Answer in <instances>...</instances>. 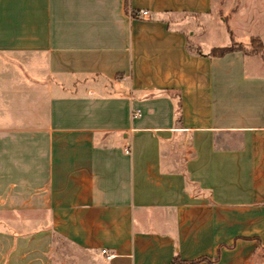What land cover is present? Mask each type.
I'll use <instances>...</instances> for the list:
<instances>
[{"label": "crops", "instance_id": "obj_1", "mask_svg": "<svg viewBox=\"0 0 264 264\" xmlns=\"http://www.w3.org/2000/svg\"><path fill=\"white\" fill-rule=\"evenodd\" d=\"M225 1L0 0V264H264V16Z\"/></svg>", "mask_w": 264, "mask_h": 264}, {"label": "rangeland", "instance_id": "obj_2", "mask_svg": "<svg viewBox=\"0 0 264 264\" xmlns=\"http://www.w3.org/2000/svg\"><path fill=\"white\" fill-rule=\"evenodd\" d=\"M246 1V5L243 7V10H241V12L244 11V13L247 10V6H250V11H254L257 10L258 6H260V9L262 10V12H260L261 16H264V0H245ZM232 0H226L225 1V5H224V11L228 12V10L232 7ZM217 13V6L214 9V14L215 16H217L218 18V14ZM223 24V22H222ZM219 30V35H218V31ZM215 31V35L209 38V41H214L215 44L217 45H225L229 42L228 36H227V32L225 30V27L222 25L221 28L216 27V29L214 28ZM215 39V40H214ZM63 249L69 251V247H67L66 244H63Z\"/></svg>", "mask_w": 264, "mask_h": 264}, {"label": "trees", "instance_id": "obj_3", "mask_svg": "<svg viewBox=\"0 0 264 264\" xmlns=\"http://www.w3.org/2000/svg\"><path fill=\"white\" fill-rule=\"evenodd\" d=\"M133 16H135V14H133ZM255 40H252V44H251V48L249 49V51L251 52H257L259 47H260V44L257 45V48H254L255 46L253 44H255ZM235 49H245V47H243L241 44H236V43H231L230 45H227V46H224V47H216V48H212L211 51H210V55L211 56H222L223 54L229 52V51H233ZM201 259H197L195 261H192V262H188V263H193V262H197V261H200ZM178 263L177 261H174L172 264H176Z\"/></svg>", "mask_w": 264, "mask_h": 264}, {"label": "built area", "instance_id": "obj_4", "mask_svg": "<svg viewBox=\"0 0 264 264\" xmlns=\"http://www.w3.org/2000/svg\"><path fill=\"white\" fill-rule=\"evenodd\" d=\"M134 14H135V16H138V17H146V16H148V11L147 10H139V11L134 12ZM126 150L128 152L129 148H127ZM101 251L105 255L106 259H110L111 258V255L108 254L105 249H102Z\"/></svg>", "mask_w": 264, "mask_h": 264}]
</instances>
